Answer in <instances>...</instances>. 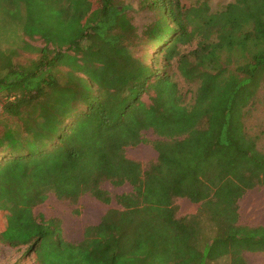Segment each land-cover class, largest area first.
<instances>
[{"label":"trees","instance_id":"obj_1","mask_svg":"<svg viewBox=\"0 0 264 264\" xmlns=\"http://www.w3.org/2000/svg\"><path fill=\"white\" fill-rule=\"evenodd\" d=\"M197 1L140 0L155 19L139 32L118 0L92 10L90 0H0V34L20 42L0 51V109L17 127L0 132L2 245L33 264H247L244 252H264V226L239 224L237 212L264 185L260 136L245 126L264 83V0L215 12ZM165 38L150 60L146 47ZM19 51L35 58L19 62ZM174 59L188 100L167 71ZM145 132L157 137L147 167L125 156ZM48 192L118 208L68 242L34 215ZM179 198L197 213L179 218Z\"/></svg>","mask_w":264,"mask_h":264},{"label":"rangeland","instance_id":"obj_2","mask_svg":"<svg viewBox=\"0 0 264 264\" xmlns=\"http://www.w3.org/2000/svg\"><path fill=\"white\" fill-rule=\"evenodd\" d=\"M91 1V10L97 6V0ZM121 7H123L125 14L129 17L131 22L137 28L139 32L145 30L154 21V15L152 12L144 9L140 5V0H118ZM180 4L185 8H195L199 2L197 0H179ZM233 0H207L210 11L215 12L220 10L224 5L232 2ZM86 17H81L79 23L84 24ZM18 34V33H17ZM31 45H39V42H32L27 38H23ZM150 42V45L146 47L148 58L150 60L156 59L157 52L163 41ZM20 42L12 43L11 38H5L0 34V51L5 54L9 53L10 49L19 47ZM40 46V45H39ZM194 44L190 46H182L180 52L186 54L194 48ZM144 49V48H143ZM143 49L138 48L135 55H141ZM35 58V55L26 52L19 51L17 61L26 62L29 59ZM160 60V59H159ZM168 72L173 74L175 81L179 85V89L185 94L186 99H190L191 93L188 92L193 86H189L179 75L176 69V59L171 61ZM16 127L14 120L3 114L0 109V132L6 126ZM245 126L247 132L253 135H259L258 147L264 152V83H262L256 102L253 106H250L245 117ZM143 137L147 140L146 143H139L136 146H128L125 149V156L134 161L140 162L144 167L156 161L157 154L151 146L153 140L157 137L152 132H145ZM103 188L108 190L111 195L121 194L123 192L130 191L128 185L121 187H112L109 183H104ZM178 206L177 216L179 218L192 217L197 213L198 204L191 203L186 198L176 199ZM238 205V222L239 224L246 226H264V185L248 190L237 202ZM112 207L118 208L113 202ZM108 205H104L94 198L83 195L73 204L67 200L57 199L52 192L47 193L46 200L37 205L34 208V215L42 216L45 221L54 219L56 226L60 231V236L68 242H79L83 237L84 229L88 226L97 225L107 211L110 208ZM3 218V217H2ZM0 217V227L1 221ZM201 230L205 236H208L209 225L205 220L201 222ZM24 250L16 251L0 243V264H33V256L23 258ZM22 257V258H21ZM244 260L247 264H264V252L261 253H243ZM220 264V263H219Z\"/></svg>","mask_w":264,"mask_h":264}]
</instances>
